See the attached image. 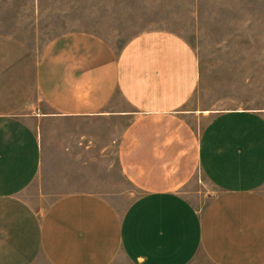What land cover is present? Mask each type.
Instances as JSON below:
<instances>
[{"label": "crops", "instance_id": "0c3cea01", "mask_svg": "<svg viewBox=\"0 0 264 264\" xmlns=\"http://www.w3.org/2000/svg\"><path fill=\"white\" fill-rule=\"evenodd\" d=\"M14 38L0 34V264H264V109L194 106L199 63L172 31L138 34L119 54L88 31L38 56ZM55 120L124 122L114 161L137 196H26L55 176L56 149L73 164L108 148L73 130L56 144ZM199 175L211 196L192 187Z\"/></svg>", "mask_w": 264, "mask_h": 264}, {"label": "rangeland", "instance_id": "374dc122", "mask_svg": "<svg viewBox=\"0 0 264 264\" xmlns=\"http://www.w3.org/2000/svg\"><path fill=\"white\" fill-rule=\"evenodd\" d=\"M149 30L177 33L193 49L199 63L194 106L264 109V0H0V34L16 36L35 56L58 35L71 31L95 33L119 54L132 38ZM39 107L45 108L40 100L25 112L34 113ZM30 122L39 123L33 118ZM50 124L56 144H61L64 134L72 136L69 131L73 130L76 138L84 132L96 133L108 148L100 153L92 146L73 164H64L62 151L56 149L55 176L38 177L26 196L37 202L45 191L43 205H47L63 194L87 191L116 206L124 204L122 194L128 192V182L114 161L124 122L55 120ZM90 126L99 127L102 133ZM192 187L201 194L213 193L200 175ZM137 194L129 190L127 198Z\"/></svg>", "mask_w": 264, "mask_h": 264}]
</instances>
